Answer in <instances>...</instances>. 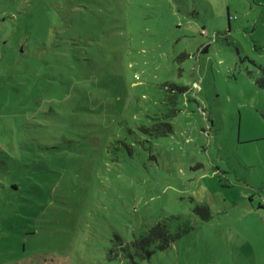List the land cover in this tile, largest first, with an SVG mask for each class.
I'll use <instances>...</instances> for the list:
<instances>
[{
    "label": "rangeland",
    "instance_id": "obj_1",
    "mask_svg": "<svg viewBox=\"0 0 264 264\" xmlns=\"http://www.w3.org/2000/svg\"><path fill=\"white\" fill-rule=\"evenodd\" d=\"M259 66L264 0H0V264H264Z\"/></svg>",
    "mask_w": 264,
    "mask_h": 264
},
{
    "label": "trees",
    "instance_id": "obj_2",
    "mask_svg": "<svg viewBox=\"0 0 264 264\" xmlns=\"http://www.w3.org/2000/svg\"><path fill=\"white\" fill-rule=\"evenodd\" d=\"M70 14H67L65 12H58V15L51 14L50 11V17L55 22L52 25L53 22H51L50 26L54 28V33H56V43L52 42L48 45L46 41V37H41V45L42 48H47L45 50L46 53H43L41 57H43V60H45V55L48 53L54 54L58 51H63L65 48V45L70 44V41L72 38V30L71 27L74 25L73 18L70 19ZM76 20V17H74V21ZM47 31V29H46ZM261 68V74L255 78V82L259 87H264V68L259 66ZM167 128H169V125H167ZM252 199V198H251ZM264 208V203L259 201L257 203L256 209ZM193 211L200 215L201 217H207L209 216L210 209L209 206L204 203H197ZM180 236L179 232H171L165 225L163 221H158L153 226H151L147 232H145L142 236L139 238H135V240L131 241V245L139 252L140 254L146 253L149 254L151 250L148 248L149 245H155L158 248H164L166 247L171 241L176 239ZM115 255V254H114ZM112 250H109V258H112Z\"/></svg>",
    "mask_w": 264,
    "mask_h": 264
},
{
    "label": "built area",
    "instance_id": "obj_3",
    "mask_svg": "<svg viewBox=\"0 0 264 264\" xmlns=\"http://www.w3.org/2000/svg\"><path fill=\"white\" fill-rule=\"evenodd\" d=\"M262 202L264 203V199H262Z\"/></svg>",
    "mask_w": 264,
    "mask_h": 264
},
{
    "label": "crops",
    "instance_id": "obj_4",
    "mask_svg": "<svg viewBox=\"0 0 264 264\" xmlns=\"http://www.w3.org/2000/svg\"><path fill=\"white\" fill-rule=\"evenodd\" d=\"M262 209V208H259V210Z\"/></svg>",
    "mask_w": 264,
    "mask_h": 264
}]
</instances>
